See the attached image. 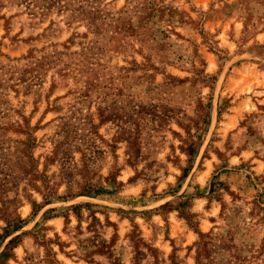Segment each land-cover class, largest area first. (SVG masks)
Here are the masks:
<instances>
[{"label": "rangeland", "instance_id": "1", "mask_svg": "<svg viewBox=\"0 0 264 264\" xmlns=\"http://www.w3.org/2000/svg\"><path fill=\"white\" fill-rule=\"evenodd\" d=\"M0 264H264V0H0Z\"/></svg>", "mask_w": 264, "mask_h": 264}]
</instances>
